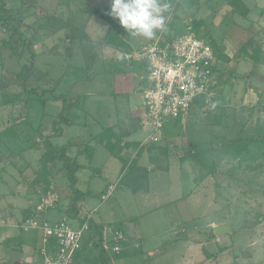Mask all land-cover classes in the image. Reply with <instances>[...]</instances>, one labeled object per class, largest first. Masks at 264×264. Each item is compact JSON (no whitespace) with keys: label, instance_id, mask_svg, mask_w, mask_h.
<instances>
[{"label":"rangeland","instance_id":"374dc122","mask_svg":"<svg viewBox=\"0 0 264 264\" xmlns=\"http://www.w3.org/2000/svg\"><path fill=\"white\" fill-rule=\"evenodd\" d=\"M165 2L170 5L165 26L147 40L128 34L108 15L111 0H6L7 8H13L24 21L22 30L30 42V54L19 59L0 50V132L14 124L18 127L17 138H0V209L9 210L13 196L19 206H27L30 197L35 215L41 197L34 193H46L44 176L48 175L52 180L49 190L58 195L60 209L56 206L43 217L55 222L65 218L71 226L79 224L67 216L72 190L63 162H45L43 169L45 136L55 132L53 122L57 119L64 135L52 143L70 146L68 154L87 165L77 172V189L84 194L78 204L80 218L85 219L91 211L97 223L101 217L113 228L130 222L138 231V236L133 233L116 243L109 235L110 245L121 248L117 258L106 252L112 264H231L234 254L242 264H264V139L252 140L264 137V0ZM173 19L177 27L193 20L207 24L208 39L223 50L220 80L209 104L199 108L200 104L181 121H167L163 141L139 150L140 155L145 154L139 159L136 187L144 189L150 179L151 194L156 196L149 206L139 209L133 195L136 188L125 184L131 182L127 172L135 167L127 168L125 175L123 170L116 172L112 155L103 152L91 166L80 151L109 116L118 113L121 120L133 123L135 106L143 109L139 90L149 84L148 78L137 61H127L125 56L164 37ZM3 30L0 22V36ZM31 53L35 54V68L31 74L24 70L23 82L28 89L46 90L42 96L27 97L17 77ZM66 98L75 102L70 109L63 104ZM62 111L73 125L57 118ZM217 115H222L219 123ZM144 130L138 138L149 136V129ZM164 166L169 172L155 181ZM121 174L125 183L102 202L107 184L116 182ZM7 210L2 211L4 219L10 217ZM17 216L21 219L20 211ZM20 224L15 227L20 229ZM228 224L230 234H215L216 226ZM6 232L18 230L1 231ZM90 235L83 241L87 258L98 254ZM31 237L32 233L21 236L27 242ZM36 244L31 249L43 262L40 243ZM210 244L211 253L221 247L224 252L207 258L203 248ZM15 249L24 253L19 262L23 264L27 246ZM1 257L2 247L0 259L5 264Z\"/></svg>","mask_w":264,"mask_h":264},{"label":"built area","instance_id":"2783aa9c","mask_svg":"<svg viewBox=\"0 0 264 264\" xmlns=\"http://www.w3.org/2000/svg\"><path fill=\"white\" fill-rule=\"evenodd\" d=\"M125 59L144 63L148 68L149 87L144 92L143 124L150 134L140 142L138 151L160 142V133L167 121L183 119L200 104H209L214 97L219 68H215V50L208 38H199L194 33L172 39L160 36ZM119 184L120 180L109 184L101 201L114 196ZM58 202V195L48 190L41 196L35 215L26 218L19 228L23 233L41 235L39 253L43 264H74L83 249L85 236L90 233L92 217L87 215L78 228L64 220L55 222L44 218V213L54 209ZM109 232L115 243L126 236L115 228L104 229L103 249L119 256L121 248L118 244L110 245Z\"/></svg>","mask_w":264,"mask_h":264},{"label":"crops","instance_id":"0c3cea01","mask_svg":"<svg viewBox=\"0 0 264 264\" xmlns=\"http://www.w3.org/2000/svg\"><path fill=\"white\" fill-rule=\"evenodd\" d=\"M137 63L140 64V69L142 71L141 73L147 76L146 68L141 63H139L138 61H137ZM148 87H149V84H145V85H142V87L140 88L139 93L142 94L143 97H144V92H145V90H147ZM142 112L144 113V106H143V109L142 108L139 109L138 106H135V111L133 112L134 114L131 115V117H132L131 119L133 120V123L129 119H124V120L122 119L121 120V118H120L121 116H119L118 113H117V117H110L109 116L108 122L104 123L105 122L104 121L99 132L96 134L95 133L91 134L90 139H89V142L94 143V145L92 144V146L95 148L94 157L90 163L91 166H92V163L96 159V155H98V153L103 152V153H110L112 155L111 156L112 157L111 158L112 169L116 170V172L118 170H123V175H125L124 172L127 170V168L135 167L132 169V172H127V173L131 174V176H130L131 178H129V180H131V182L129 181L131 184L129 182L128 183L124 182V177L122 178V174H121V176H119V178L116 179V181L120 180L119 186L121 184L125 183V184H129V186H132V189L136 188L133 195L135 197V203L139 209H143L146 206H149L151 199H153L152 197L155 196V195L151 194L152 193L151 192V188H152L151 187L152 186L151 181L152 180H150V179L148 180L147 186L144 187V189H139V187H136V185L139 184L138 181L136 182L137 176H138V173L136 171L140 170V168H141L139 166V161H140L139 159H140V157H143V155L145 154L144 153V154L140 155V153H139L140 151H138V147L140 145V142L145 139V138L144 139L138 138V134L144 133V131H145L144 130L145 127L143 124L145 113L142 114ZM134 117H137V119L135 120ZM92 118H93L94 124H95V122L97 120L94 117H92ZM70 125H73V124L70 123L69 126ZM104 131H106V132H104ZM102 132H104V133L102 134ZM162 133H163V130L160 133L161 134L160 135V142L163 141V134ZM63 135H64V131H63ZM100 138H101V140H100ZM157 145H152V146H157ZM108 146H110V148ZM146 149H144V150H146ZM148 149H150V147ZM136 150L138 151L137 156L135 155ZM142 150L143 149H141V151ZM156 157H158V156H156ZM157 162L160 164L162 162V160H158ZM121 166L123 167L122 169L120 168ZM164 168L165 169H163V171L161 172L162 174H159L155 178V181L157 179L161 181L165 177V175H163V174L169 172V168H167L165 166H164ZM46 178H47V180H49L48 175L44 176L45 182H46ZM49 182L51 184L52 180H49ZM111 183H115V181L109 182L107 184V186ZM124 186L125 185H123V187ZM103 192L101 193V195L103 194ZM34 194H37V196L39 198L41 197L40 195H38V192L34 193ZM14 198L15 197L13 196V200L12 199L10 200L11 202H10V209L9 210H7L8 207L0 209V247H2V257L1 258L5 259L3 262H7V261L10 262L12 252L13 251H20L19 249H15V246H23L24 245V246H27L28 253H27V259L23 264H41V263H43L42 258L41 259L39 258V260H38V258H36L34 253H33L34 252L33 249H31V246L37 245L36 241H35L36 240L35 233H32L33 237H31V240H29V242H27V241H24L23 238H21V236L24 233L20 229L15 227L16 225L22 223L31 214H33V210H34L35 205L31 202L30 199H28L30 197H27V200L29 202L27 206H19L17 204V202L14 201ZM120 199H122L121 194L118 198V202ZM163 200H165V199H163ZM59 207H60V204H57L56 209H60ZM5 210H7L6 212H8L10 214V217H8V218L5 217V219H4L2 217V214H3L2 211H5ZM147 210H148V212H150L152 209H147ZM19 211L22 214L21 219L19 216H17ZM89 213L92 217V221L95 222V220L92 216L93 213L91 211ZM67 216H68V214H67ZM82 216H84V215H82ZM70 218H73L76 221L78 220V223L80 224V222H81V224H82L83 217H81V218L70 217ZM60 220L66 221L65 218H62ZM60 220H57V221H60ZM100 220H101V222H98V223L95 222V223L105 225L106 227H109V228L110 227L113 228V226L111 225L112 224L111 222L104 221L102 217L100 218ZM78 225L72 226V227L78 228ZM120 225L121 226L119 228L118 227L117 228L114 227V228L124 232L125 236L127 235L126 238H128L130 234L133 235V233L136 236H138L137 235L138 231H137L135 225H133V223L126 222V223L122 224V222H121ZM3 228H10L12 230L17 229L18 232H14V233L13 232L12 233L6 232V233L2 234L1 231ZM110 234H111V232H109L107 234L108 240H110V238H109ZM90 237L92 238L91 235H90ZM86 250H87V248L85 246H83V249H82L80 255L76 257L74 264H92L94 262V260L98 257L99 252L95 256L92 255L91 258H87L86 254H85ZM20 252H22V251H20ZM22 254H23L22 260H23L24 253L22 252ZM113 256H114V258H116L115 255H113ZM108 258L110 260V264H112L113 259L111 258V256H108Z\"/></svg>","mask_w":264,"mask_h":264},{"label":"trees","instance_id":"16d2710c","mask_svg":"<svg viewBox=\"0 0 264 264\" xmlns=\"http://www.w3.org/2000/svg\"><path fill=\"white\" fill-rule=\"evenodd\" d=\"M6 0H0V22L4 27L2 36H0V50H8L10 51L11 56L18 57L19 59L23 57L26 53L30 52L29 44L30 42L23 34L22 27H24V21L22 18L19 17L18 13H15L13 8H7ZM175 19V18H174ZM172 20L170 23V30L167 34H164L166 38L172 39L176 36H181L188 33H194L199 38H208L207 37V24L204 21L200 24L198 21L193 20L187 26L177 27L175 25V20ZM212 41V40H211ZM213 47L215 50L216 55V66L215 68H219V59L223 54V50H221L219 44L216 42H212ZM30 54V53H29ZM35 54L31 53L28 58V62L22 66L21 71L17 73V77L22 81V87L27 93V97H31V95L42 96L46 90H39V88L34 87L33 89H28V85L26 82H23L24 78V70L26 69L29 74H31L35 68L34 64ZM148 72L147 65L141 63ZM220 76L217 77V81ZM229 78V77H228ZM220 80V79H219ZM227 81V80H226ZM225 81V82H226ZM229 83L228 81L226 84ZM225 84V83H224ZM64 106L70 109L75 102L71 100V98H66L63 101ZM206 104L200 106L199 108H203ZM66 109V110H67ZM65 111V109H64ZM58 115V119H62L61 122L66 123L67 125L70 124L66 116L63 112ZM216 123H219L222 120V115H217ZM178 119L177 121H181ZM54 129L55 132L52 134L46 135L44 144H45V152L43 153L41 159L43 161V169L45 170L44 166L46 165L45 162L61 160L63 162V169L65 171L66 176L70 182V188L72 190V196L70 200L69 209L67 210V214L69 217L80 218V212L78 204L83 200L84 194L77 189V172L79 170L87 168V165L81 164L78 161V157L72 158L68 153L70 151V146H62L58 147L52 143V139L61 137L63 135V129L59 126L58 120H54ZM17 125H12L7 127L5 130L0 132V138H10L15 139L18 137V129ZM106 132V131H104ZM102 132V134L104 133ZM261 140L264 137H253L252 140ZM101 140V138H100ZM240 140V139H239ZM238 141V140H237ZM240 142V141H239ZM91 143H85L83 145V150L80 151V154L83 152L86 155V158L89 159V162L93 160L95 148L90 145ZM110 148V146H108ZM80 156V155H79ZM51 188V184L49 180L45 182V187L43 188L44 192H47ZM85 219H83L84 221ZM105 225L97 224L93 221L90 222V234L92 236L91 243L92 245L98 250L99 254L98 257L94 260L92 264H110V260L107 256L106 251L103 249V241H104V229ZM36 243H40L41 245V235L36 234ZM213 237H215L213 235ZM39 245V246H40ZM40 249V248H39ZM207 258L211 259L220 253L224 252V248H220V250L215 254L211 253L206 247L203 248ZM81 253V252H80ZM78 254V256L80 255ZM118 256H116L117 258ZM237 256L234 254V260L231 264H242L241 262L237 261ZM0 264H2L0 259ZM5 264H10L9 261L5 262ZM20 264V263H18Z\"/></svg>","mask_w":264,"mask_h":264},{"label":"clouds","instance_id":"9594fccd","mask_svg":"<svg viewBox=\"0 0 264 264\" xmlns=\"http://www.w3.org/2000/svg\"><path fill=\"white\" fill-rule=\"evenodd\" d=\"M169 8L165 0H111L108 15L128 34L151 40L158 29L163 30Z\"/></svg>","mask_w":264,"mask_h":264},{"label":"water","instance_id":"95a60500","mask_svg":"<svg viewBox=\"0 0 264 264\" xmlns=\"http://www.w3.org/2000/svg\"><path fill=\"white\" fill-rule=\"evenodd\" d=\"M231 225H218L215 227V234L220 236V235H225V234H230L231 233ZM210 247H212V244L210 246H207L208 250H211ZM22 252L20 251H13L11 254V261L10 264H17L22 260Z\"/></svg>","mask_w":264,"mask_h":264}]
</instances>
